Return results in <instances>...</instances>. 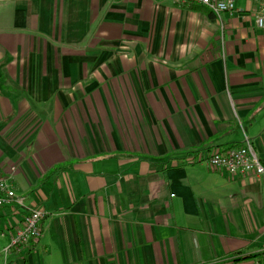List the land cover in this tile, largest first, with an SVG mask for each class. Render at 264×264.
I'll return each instance as SVG.
<instances>
[{"label":"crops","instance_id":"obj_1","mask_svg":"<svg viewBox=\"0 0 264 264\" xmlns=\"http://www.w3.org/2000/svg\"><path fill=\"white\" fill-rule=\"evenodd\" d=\"M258 6L0 0V167L24 195L0 264H255L264 179L206 157L248 137L264 163ZM30 208L41 235L5 251Z\"/></svg>","mask_w":264,"mask_h":264},{"label":"built area","instance_id":"obj_2","mask_svg":"<svg viewBox=\"0 0 264 264\" xmlns=\"http://www.w3.org/2000/svg\"><path fill=\"white\" fill-rule=\"evenodd\" d=\"M205 5L217 17L224 12L232 14L236 9L237 0H184ZM259 6L254 13L255 23L264 26V0H258ZM207 162L211 167L224 169L230 174L254 173L264 179V163L254 150L251 141L245 137L240 144L226 146L223 149H215L210 152ZM24 195L16 192L10 184L8 177L4 175L0 167V206L10 203L23 204ZM45 214L43 209L30 208L17 224L10 235L9 243L4 247L8 251L15 245H30L38 239L42 233L40 219ZM255 264H264V247L260 258Z\"/></svg>","mask_w":264,"mask_h":264},{"label":"trees","instance_id":"obj_3","mask_svg":"<svg viewBox=\"0 0 264 264\" xmlns=\"http://www.w3.org/2000/svg\"><path fill=\"white\" fill-rule=\"evenodd\" d=\"M232 145H235V144H232ZM228 146H231V145H228ZM225 148V147H224ZM220 149H223V148H220ZM67 167V163H58V164H55L49 171H48V174H51V173H56L60 170H63Z\"/></svg>","mask_w":264,"mask_h":264},{"label":"rangeland","instance_id":"obj_4","mask_svg":"<svg viewBox=\"0 0 264 264\" xmlns=\"http://www.w3.org/2000/svg\"><path fill=\"white\" fill-rule=\"evenodd\" d=\"M209 264H229V263H227L225 261H215V262H211ZM238 264H241V263H238Z\"/></svg>","mask_w":264,"mask_h":264}]
</instances>
